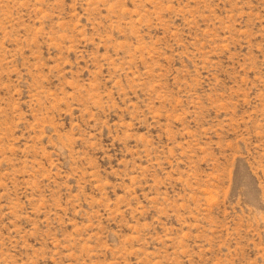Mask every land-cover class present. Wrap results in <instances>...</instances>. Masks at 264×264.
<instances>
[{
  "label": "rangeland",
  "instance_id": "obj_1",
  "mask_svg": "<svg viewBox=\"0 0 264 264\" xmlns=\"http://www.w3.org/2000/svg\"><path fill=\"white\" fill-rule=\"evenodd\" d=\"M0 264H264V0H0Z\"/></svg>",
  "mask_w": 264,
  "mask_h": 264
}]
</instances>
